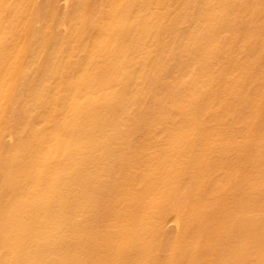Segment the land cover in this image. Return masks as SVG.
I'll use <instances>...</instances> for the list:
<instances>
[{"label":"bare ground","instance_id":"1","mask_svg":"<svg viewBox=\"0 0 264 264\" xmlns=\"http://www.w3.org/2000/svg\"><path fill=\"white\" fill-rule=\"evenodd\" d=\"M0 264H264V0H0Z\"/></svg>","mask_w":264,"mask_h":264}]
</instances>
